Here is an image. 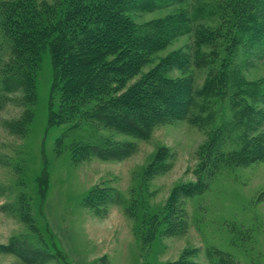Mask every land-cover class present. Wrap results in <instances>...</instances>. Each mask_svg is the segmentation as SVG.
I'll return each mask as SVG.
<instances>
[{
    "label": "rangeland",
    "instance_id": "374dc122",
    "mask_svg": "<svg viewBox=\"0 0 264 264\" xmlns=\"http://www.w3.org/2000/svg\"><path fill=\"white\" fill-rule=\"evenodd\" d=\"M34 1L55 7L66 0ZM253 1L168 0L152 12L126 13L140 35L164 44L111 97L143 86L163 64L161 73L181 91L176 104L167 103L181 114L151 123L146 139L93 120L89 115L102 105L94 100L50 126V50L36 73V100L27 102L21 90H4L3 80L21 65H10L11 44L0 37V245L12 247L0 249V264H27L12 250H22L28 264H157L182 258L264 264V37L253 39L247 32L237 39L219 15V8L239 2L250 7ZM254 13L264 24V11ZM221 79L225 86L215 90ZM154 103L158 110L163 106ZM61 106L56 93L53 110L63 116L68 108ZM128 112L133 117L143 111ZM84 146L107 153L121 147L132 155L104 160L83 152ZM244 152L253 154L232 157ZM199 178L201 192L183 196L181 188L197 185ZM96 188L110 195L101 216L85 204ZM170 201L177 229L165 235L166 226L160 228L142 249L141 234L149 229L145 219L164 213ZM24 247L42 254L32 260Z\"/></svg>",
    "mask_w": 264,
    "mask_h": 264
},
{
    "label": "trees",
    "instance_id": "16d2710c",
    "mask_svg": "<svg viewBox=\"0 0 264 264\" xmlns=\"http://www.w3.org/2000/svg\"><path fill=\"white\" fill-rule=\"evenodd\" d=\"M130 1L66 0L63 4L53 7L48 4L37 5L34 0H0V37L7 39L11 44L10 65L15 67L21 65L19 69L12 70L16 72L3 80L5 92L13 93L21 90L25 100L34 103L36 73L41 64L42 54L49 49L54 72L50 98V126L55 125L59 120L65 122L73 118L68 112L78 113L86 100L102 103L89 115L93 120L104 123L107 128L114 131L142 139L149 136L153 125L151 123L154 121L169 115L181 114V111H177L179 107L174 111L167 108L169 105L167 103L172 100V103L176 104V98L179 99L181 91L175 88L173 81H168L163 76L164 64L159 71L145 77L143 86L140 84L133 86L121 98L111 97L118 89L124 87L130 78L139 73L145 57L164 44V40H159L155 36L140 35L126 13L152 12L168 0H140L136 3ZM239 3L240 6L227 5L219 8V15L222 21H225V30L234 34L237 39V35L249 32L253 39L260 40L264 37V24L257 22L254 12H263L264 4H261L260 0L253 1L250 7ZM222 84L225 86V80H217L215 90H219ZM56 93L61 95V107L68 108L63 110V116L53 110ZM104 98L110 100L102 102ZM154 102L158 104L163 102L162 108L158 110ZM136 108H141L144 113L132 117L128 110ZM82 151H92L104 160L122 159L132 155V152L121 147L107 153L98 147L84 146ZM252 154L244 152L232 157L242 155L248 157ZM208 158L209 154L202 157L199 177L204 175ZM201 181L202 178H199L197 185L181 188L183 196L191 197L199 194ZM40 194L42 197L45 196L44 188ZM109 198V192L96 188L86 197L85 204L93 209L95 214L101 216V210L109 209ZM170 206H172L171 201L164 213L156 214L149 222L145 219L144 225L149 229L141 234L142 249L151 246L160 228L166 226L165 235L169 234L171 228L177 229L172 222V215L170 216ZM125 212L130 218H134L129 208L125 209ZM9 248L12 247L0 245L2 250ZM24 249L30 252L32 260L42 254L39 250L25 247ZM12 252L22 256L25 263H30L22 250H12ZM157 264L200 263L182 258L176 263ZM220 264L227 263L220 260Z\"/></svg>",
    "mask_w": 264,
    "mask_h": 264
}]
</instances>
